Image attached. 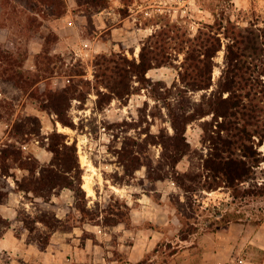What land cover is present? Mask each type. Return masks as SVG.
<instances>
[{
  "label": "trees",
  "instance_id": "1",
  "mask_svg": "<svg viewBox=\"0 0 264 264\" xmlns=\"http://www.w3.org/2000/svg\"><path fill=\"white\" fill-rule=\"evenodd\" d=\"M17 1L36 12L47 11L54 18L68 11L66 0ZM77 2L89 3L97 11L105 6L103 0ZM217 6L222 8L221 0ZM222 9L214 23L205 24L194 37L183 38L179 46L168 33H164L165 36L154 33L142 40L139 59L135 56L129 58L124 53L118 56L112 53L101 54L95 60L96 78L108 89L107 92L99 90L98 102L101 105L111 103L113 98L131 95L142 87H146L154 99L150 110L146 111L147 117H151L147 118L146 136L125 137L117 152L128 175L133 176L136 170L145 167L150 182L171 179L183 194V197L181 194L170 195L182 226L175 236L176 243L170 240L166 244L171 249L170 257L160 264H166L185 247L187 244L184 243L191 240L192 235L200 234L198 211L203 206L205 190L228 189L232 202L264 198V150L261 148L264 145V20L260 22L259 18H252L242 24ZM49 37L55 40L58 34L52 33ZM179 50H185V58L180 64L176 63ZM221 50H224V62L215 80L214 68ZM43 56L47 59L44 64ZM38 58L42 59L38 60V70L28 71L17 54L4 48L0 42V79L5 85L4 92H9L7 87L26 91L29 97L36 98L41 109L55 115V124L60 121L76 128L70 112L73 101L79 99L84 102L91 91L90 81L82 77L84 69L78 64L65 68L62 63L60 68H65L69 80L63 86L54 87L50 80L56 72L53 58L47 51L39 54ZM163 65L176 67L179 77L168 83L147 76L151 68ZM135 81L139 84L136 85ZM145 110L141 109L143 113ZM2 120L11 124V130L9 139L0 142V181L2 176L11 175L12 167L24 169L27 173L16 182L25 194L33 193L48 202L57 189L68 187L78 198L81 221L107 227L120 223L132 226L133 204L115 192L102 207L99 202L96 208L87 205L76 140L68 142V134L59 132L56 127L49 136L47 147L53 156L49 161H42L36 155H25L23 148L24 136L41 133L40 116L16 114L15 106H11L6 97L0 102ZM157 123L160 126L158 131H152L151 126ZM194 123L202 130L201 147L193 146L188 137V128ZM153 146L161 148L158 156L153 152ZM186 157L189 167L182 170L179 164ZM122 179L118 177L114 183L123 186L126 182ZM8 195L5 186H0V203L5 202ZM40 210L41 214L34 217L26 212H22V216L18 214L17 218L23 224L21 231L16 233L21 236L27 231V242L44 249L52 234L62 229V220L57 212ZM211 212L212 218L205 225L203 223L206 232L246 220L241 216L227 218L219 206L212 207ZM219 216L226 223L217 227L219 222L213 217ZM0 224L4 228L0 232L2 236L12 222L0 214ZM147 225L161 231L165 227L151 222ZM163 244L162 239L154 251L137 263L125 259L122 253L120 264H154L155 254Z\"/></svg>",
  "mask_w": 264,
  "mask_h": 264
},
{
  "label": "rangeland",
  "instance_id": "2",
  "mask_svg": "<svg viewBox=\"0 0 264 264\" xmlns=\"http://www.w3.org/2000/svg\"><path fill=\"white\" fill-rule=\"evenodd\" d=\"M105 6L102 10L89 3L79 4L77 0H66L68 11L65 15L54 18L49 13H39L30 10L17 0H0V42L4 48L13 50L23 62L28 71L38 70V55L48 53L53 58L56 72L51 76L52 85L63 86L68 83L65 68L78 64L83 70L82 77L90 81L91 91L84 102L79 99L73 101L71 115L77 124L76 128L63 125L60 121L53 122L54 114L43 110L37 104L36 98L29 97V93L20 92L17 89L7 87L9 92H4L5 85L0 79V102L8 98L10 105L18 112L25 114H37L42 121V131L39 135L24 136L23 143L25 155H37L44 152L42 161H49L53 153L48 150L49 136L57 127L59 132L68 134V142L77 141L78 153L83 168V188L86 190L87 205L96 208L115 194L125 197L131 204L136 203L137 195L142 193L150 195L156 202L164 203L167 209L175 210L176 205L170 195L181 194L175 181L171 179L159 180L154 183L147 178L146 168L142 167L128 175L124 166L119 161L117 150L121 147L127 136H146L148 112L154 103L148 89L142 87L131 95L123 98H113L111 103L101 105L98 102L99 90L107 92V88L100 84L96 78L95 60L101 54L112 55L124 53L129 58L134 56L139 59L142 48V40L154 33H168L179 43L183 38L194 37L207 23H214L222 14V8L226 15L233 19H239L246 24L249 19L259 18L264 20V0H221L222 8L217 6L218 0H103ZM216 14V16H215ZM58 34V39L53 40L49 36ZM165 36V35H164ZM175 44V43H174ZM178 48V47H177ZM187 49V47H186ZM176 53V51H175ZM176 63L180 64L185 58V50L177 52ZM61 56V57H58ZM47 58V57H46ZM59 59V60H58ZM218 64L214 68V79L217 80L224 62V50H221L216 58ZM64 63L65 68H60ZM42 64V63H41ZM147 76L153 80H163L171 83L179 77L178 69L174 66L163 65L151 68ZM138 85L139 81H135ZM148 102V106H146ZM145 107L147 109L145 110ZM13 108V107H12ZM144 108L143 113L141 109ZM9 109H11L9 107ZM166 125L169 122L165 123ZM159 124L151 126L152 131H158ZM171 128V127H170ZM11 124L0 121V142L10 137ZM143 132V133H140ZM188 137L193 146L201 147L202 130L197 123L188 128ZM264 150V145L261 147ZM43 149V150H42ZM152 150L157 156L161 148L153 146ZM182 170L189 167L188 158H184L179 164ZM11 175L2 176L0 186H5L9 191L5 202L13 203L17 215L22 212L30 213L33 217L41 214V210L57 212L61 218L60 233H68L77 227L80 233V242L86 238H92L95 242L117 243L118 231L114 227L102 224L81 221L82 215L78 209L76 193L68 187L57 189L47 202L33 193L20 190L16 180L27 173L24 169L12 167ZM1 175V173H0ZM123 177L126 182L123 186L114 183V179ZM131 183V184H128ZM12 191V192H11ZM203 206L199 209L200 230L198 235H192L191 240L184 244L198 242V237L206 232L203 223L212 218L211 208L219 206L227 218L241 216L243 219L259 221L264 219V198L252 200H237L232 202L230 190L219 188L205 190ZM183 197V194H181ZM179 218L177 212L175 213ZM216 226L226 223L221 216L213 217ZM226 218V219H227ZM16 231H21L22 222L15 218L11 220ZM59 225V224H58ZM90 225H98L90 226ZM90 226L91 229H86ZM164 244L155 254L156 264H160L165 258H169L171 249L166 244L171 240L176 243V234L181 229L179 221H170L164 225ZM0 224V232L3 230ZM66 229V230H63ZM98 229V231H97ZM83 230V231H82ZM44 231H48L45 229ZM27 235V231H26ZM67 238H70L69 236ZM152 257V256H151ZM10 254L0 252V264L9 262ZM23 264H30L25 262Z\"/></svg>",
  "mask_w": 264,
  "mask_h": 264
},
{
  "label": "crops",
  "instance_id": "3",
  "mask_svg": "<svg viewBox=\"0 0 264 264\" xmlns=\"http://www.w3.org/2000/svg\"><path fill=\"white\" fill-rule=\"evenodd\" d=\"M41 152L36 155L39 159L44 155ZM136 201L131 210L132 226H115L119 233L115 244L95 242L92 238L81 243L80 233L74 227L68 233L55 231L48 246L42 249L27 242L26 232L18 236L10 227L0 236V252L10 254L7 264H120L122 253L125 259L137 263L154 251L165 234L147 223L166 225L170 221L177 223L179 218L175 210L167 209L148 194L137 195ZM0 214L10 220L17 218L11 200L0 203ZM240 259L243 264H264V219L231 222L216 231L204 232L198 242L182 247L166 264H231Z\"/></svg>",
  "mask_w": 264,
  "mask_h": 264
},
{
  "label": "built area",
  "instance_id": "4",
  "mask_svg": "<svg viewBox=\"0 0 264 264\" xmlns=\"http://www.w3.org/2000/svg\"><path fill=\"white\" fill-rule=\"evenodd\" d=\"M244 263V260L243 259H240V260H237L231 264H243Z\"/></svg>",
  "mask_w": 264,
  "mask_h": 264
}]
</instances>
